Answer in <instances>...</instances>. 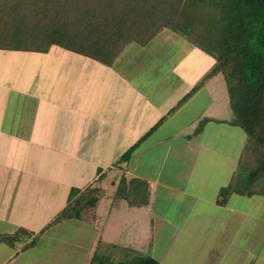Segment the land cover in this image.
I'll return each mask as SVG.
<instances>
[{
  "label": "crops",
  "instance_id": "0c3cea01",
  "mask_svg": "<svg viewBox=\"0 0 264 264\" xmlns=\"http://www.w3.org/2000/svg\"><path fill=\"white\" fill-rule=\"evenodd\" d=\"M215 62L170 30L111 65L59 46L0 50V264L227 263L248 215L233 206L244 197L216 199L248 139L223 75L192 92ZM88 187L99 190L92 217L47 228ZM73 221L85 237L70 248L54 235Z\"/></svg>",
  "mask_w": 264,
  "mask_h": 264
},
{
  "label": "trees",
  "instance_id": "16d2710c",
  "mask_svg": "<svg viewBox=\"0 0 264 264\" xmlns=\"http://www.w3.org/2000/svg\"><path fill=\"white\" fill-rule=\"evenodd\" d=\"M164 30L215 59L192 92L223 75L233 124L248 139L230 183L219 190L217 204L227 206L233 195L264 197V0H0L4 51L47 53L59 46L111 65L128 45H146ZM137 146L120 163L127 162ZM98 194L94 187L73 189L67 206L47 228L89 219ZM114 199L129 197L119 194ZM144 204L146 200L137 205ZM91 264L160 262L140 254L120 262L96 255Z\"/></svg>",
  "mask_w": 264,
  "mask_h": 264
},
{
  "label": "rangeland",
  "instance_id": "374dc122",
  "mask_svg": "<svg viewBox=\"0 0 264 264\" xmlns=\"http://www.w3.org/2000/svg\"><path fill=\"white\" fill-rule=\"evenodd\" d=\"M244 201H236L234 203L237 211H243L248 218L244 221V230L240 232L239 228L235 229L237 243L233 249H229L227 254V263L224 264H264V197H244L241 199ZM77 222H70L68 225H62L59 227L58 234L54 235V239L61 243H68L71 248V243L77 245L78 241H84L85 233L84 230L81 233L73 228L77 227ZM238 225L236 226V228ZM245 236L246 247L245 251L239 248V236ZM64 238V240H61ZM231 238V235L229 236ZM58 243V242H57ZM54 242L56 247H60ZM249 244V246H247ZM217 252V250H215ZM222 250L220 251V253Z\"/></svg>",
  "mask_w": 264,
  "mask_h": 264
}]
</instances>
